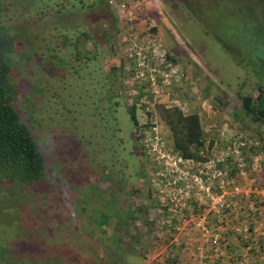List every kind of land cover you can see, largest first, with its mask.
Segmentation results:
<instances>
[{"label":"rangeland","instance_id":"374dc122","mask_svg":"<svg viewBox=\"0 0 264 264\" xmlns=\"http://www.w3.org/2000/svg\"><path fill=\"white\" fill-rule=\"evenodd\" d=\"M194 5L241 49L223 48ZM213 17L235 28L218 30ZM0 25L12 38L13 106L47 162L36 186L0 184V264H190L196 235L181 216L203 207L192 210L195 192L177 195L173 181L198 162L173 150L158 104L198 113L202 156L237 179L243 158L238 182L264 187V122L238 97L264 90V0H0Z\"/></svg>","mask_w":264,"mask_h":264},{"label":"trees","instance_id":"16d2710c","mask_svg":"<svg viewBox=\"0 0 264 264\" xmlns=\"http://www.w3.org/2000/svg\"><path fill=\"white\" fill-rule=\"evenodd\" d=\"M219 5L223 8L226 7L223 1H221ZM196 6H192V14L198 18L197 20L203 25L205 30L208 33H213L216 39L221 43V45H223V48L228 51L232 50L233 52L235 48H238L236 45V47L234 45L229 47L228 43H226L223 39L220 40L218 37L221 36L212 30L210 21L203 16L198 15L196 11L197 8L193 9V7ZM239 11L240 10L232 9V12L237 13ZM219 18L213 17V20H215L219 25H217L218 30H233L235 28L234 24L236 23L234 21H232L233 23H230L229 25L223 21L224 25L222 23L221 25L219 23ZM256 31L257 34L264 35V29ZM5 32V27L0 25V184L17 183L26 187H32L44 182L45 175L47 173L46 156L37 143L31 126H29V124L22 119L13 106V95H15L16 92L14 85L8 76V69L10 66L9 53L12 46V38H10V36H8ZM234 34L237 35V33ZM262 38H264V36H262ZM240 49L241 48L239 47L238 50ZM259 62L260 61H256L255 64L257 71L258 64H260ZM259 71L264 74V67H261V70ZM238 97L241 100L242 112L251 117L254 122L263 123L264 90L259 87V92L255 98L251 95L242 94H238ZM156 108L158 111V117L170 131L173 150L176 151L184 160L193 162L207 161L208 159L202 156V151L205 149V135L199 114L196 112L183 113L178 107H167L163 104H158ZM129 117L132 124L137 126L138 120L136 116L135 103L129 107ZM136 139H138V137L134 136V140ZM211 145L212 143L208 144V147H211ZM262 147L264 148V142ZM229 172L231 171L229 170ZM163 205L167 207V204ZM190 205H192V210H195V212H197L201 207L195 199L190 200ZM131 215V217L139 219L142 215L141 208L138 207L135 212L133 211V213H131ZM90 217H92L93 220L97 219L94 216ZM100 223L102 224V222ZM124 235L121 237H126L127 233H124ZM114 238L117 242L118 248H120L123 243H121L119 237L114 236ZM3 243L6 244V242ZM120 253H123V250H121ZM14 259L26 264L22 262V260H26V257H16ZM4 261L7 262V259Z\"/></svg>","mask_w":264,"mask_h":264},{"label":"built area","instance_id":"2783aa9c","mask_svg":"<svg viewBox=\"0 0 264 264\" xmlns=\"http://www.w3.org/2000/svg\"><path fill=\"white\" fill-rule=\"evenodd\" d=\"M219 161L224 160L198 162L196 170L191 172L176 170L177 177L173 183L177 195L193 190L197 196L195 200L203 207L197 213L189 211V214L181 216L184 224L191 219L196 235L190 264H249L256 258L254 264H264V187L255 178H248L250 184L247 187L238 182L239 179H247L243 176L249 168L243 158L237 163L239 179L229 175V168H219ZM229 197L232 207H223ZM173 200L177 206L178 197L171 198ZM225 208L228 212L221 214L217 224L211 218V212L219 213ZM229 215L238 224L230 223ZM230 239L236 241L235 246H229ZM238 247L242 250L237 253Z\"/></svg>","mask_w":264,"mask_h":264},{"label":"crops","instance_id":"0c3cea01","mask_svg":"<svg viewBox=\"0 0 264 264\" xmlns=\"http://www.w3.org/2000/svg\"><path fill=\"white\" fill-rule=\"evenodd\" d=\"M195 239V238H194ZM193 243H194V241H193ZM235 244H236V241L235 240H233V239H230L229 240V246L230 247H232V246H235ZM234 248H236V247H234ZM242 249L240 248V247H238L237 249H236V251L235 252H240ZM189 260H191V258L189 257ZM259 260V259H258ZM257 261V258L256 259H254L251 263H249V264H254L255 262Z\"/></svg>","mask_w":264,"mask_h":264}]
</instances>
